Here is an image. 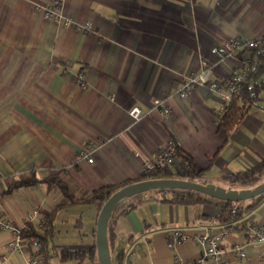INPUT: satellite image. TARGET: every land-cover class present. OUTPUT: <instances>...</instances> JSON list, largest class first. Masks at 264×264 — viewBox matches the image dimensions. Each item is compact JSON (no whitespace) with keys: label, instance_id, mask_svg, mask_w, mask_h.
Returning <instances> with one entry per match:
<instances>
[{"label":"crops","instance_id":"crops-1","mask_svg":"<svg viewBox=\"0 0 264 264\" xmlns=\"http://www.w3.org/2000/svg\"><path fill=\"white\" fill-rule=\"evenodd\" d=\"M52 2L0 0V215L19 223L32 209L59 206L49 264H99L96 208L68 203L57 185L42 180L49 174L59 172L82 198L102 184L140 176L143 164L172 139L195 170L192 178L181 176L187 161L176 154L169 169L177 178L237 189L264 179V170L250 186L226 178L264 161V98L233 128L219 124L221 92L205 84L171 98L165 118L151 106L174 92L184 74L200 70L212 44L264 31V0H60L72 20L68 26L45 16ZM237 64L239 56L222 60L215 78ZM134 106L142 112L137 120L130 114ZM90 141L98 145L91 163L81 157ZM32 177L31 184H16ZM171 196V190L149 189L116 204L107 228L112 264H120V251L121 264H185L201 251L192 236L226 227L213 200L180 203ZM236 219L264 224V196ZM173 228L189 238L169 247ZM11 238L0 228V264H29L35 249L10 247ZM220 243L227 249L223 261L201 264H264V246L247 231L231 228ZM233 246L246 255L238 257ZM61 248L92 253L61 260L53 254Z\"/></svg>","mask_w":264,"mask_h":264},{"label":"built area","instance_id":"built-area-1","mask_svg":"<svg viewBox=\"0 0 264 264\" xmlns=\"http://www.w3.org/2000/svg\"><path fill=\"white\" fill-rule=\"evenodd\" d=\"M45 16L49 19L58 20L68 26L72 23L71 18H65L60 9V0H53L52 4L46 7ZM86 25H89L87 22ZM264 41V31L258 33L251 38H241L232 36L223 41L212 44L207 52V56L201 59V68L198 72H187L181 79L177 89L162 97L155 98L151 102L152 109H156L159 116L165 118L169 115L171 106L169 101L173 97L185 98L188 93L198 84H205L209 88L221 92L222 103L219 106L220 112H225L233 97L237 96L242 88V83L245 80L247 71L250 66L249 51L252 47L258 46ZM239 56V64L229 67L228 73L220 79L215 78V67L227 57ZM84 72L80 71L77 74V81L81 85L84 83ZM130 114L137 120L141 118V109L134 106L130 109ZM89 148H84L81 152V157L87 162H93L94 147L92 141L88 142ZM177 146L172 139H168L164 145L157 150L152 159L143 164V173H155L161 167H170L176 156ZM184 166H187L185 162ZM28 222L32 223L35 231L41 229L44 222V216L38 209L30 210L23 218L22 222H14L7 216L0 215V228L9 229L12 238L8 241L10 247L27 250L28 248L35 249L34 254L29 259V264H39L43 260V255L39 251V242L35 235H23V231L27 228ZM231 228H237L247 231L255 240L262 243L264 246V224L254 222L250 219H236L230 225L223 228L221 231L210 233L208 231L200 233L192 238L201 246L200 254L196 258H191L185 264H201L207 258H213L218 262L223 261L227 249L220 243L221 239L230 231ZM189 236L179 228L171 229L167 234V244L169 247L175 243L188 239ZM137 244L129 250V255L134 253ZM231 252L236 253L238 257L246 255L241 246H233ZM45 264V263H43Z\"/></svg>","mask_w":264,"mask_h":264},{"label":"trees","instance_id":"trees-1","mask_svg":"<svg viewBox=\"0 0 264 264\" xmlns=\"http://www.w3.org/2000/svg\"><path fill=\"white\" fill-rule=\"evenodd\" d=\"M250 66L247 71L244 82L242 83V88L240 93L233 97L230 102L228 109L220 115V125L226 128L235 127L244 117L247 109L253 104L257 103L263 97L264 92V77L262 73L264 71V41H262L258 46L252 47L249 51ZM176 154H178L182 160L188 162L186 169L183 171V175L188 178H192L195 175V170L192 166V162L187 154H183L177 147ZM264 170V161L259 162L253 166H250L244 170H239L228 175L226 178L232 185H242L250 186L257 183L261 172ZM59 172L49 174L42 178L49 185H57L64 195L68 198V203H86L91 204L96 208L98 212L105 200L118 188L124 186L125 184L131 183L133 181L141 180L143 178H153V177H176L175 174L168 167H161L155 173H142L136 178L126 179L122 182L113 184H102L92 191H90L86 196L82 198H77L73 195L70 188L67 186L66 182L58 175ZM198 173V172H196ZM34 177L30 179L20 180L16 184H31L35 182ZM171 190L172 196L170 200L173 202L180 203H196L206 200H213L216 204L220 206V210L216 215L219 222L224 223L228 226L230 222L242 215L243 212L247 211L254 205H256L264 196V192L256 195L254 197L248 198L247 204H242L243 200H227L222 198H217L210 196L208 194L199 192L197 190L186 189V188H162L159 190ZM234 203H240L238 205H233ZM59 206L53 210H39L44 216V222L40 230L35 231V227L32 223L28 222L27 228L22 232L23 235L33 234L36 236L39 242V250L44 254L45 264H49L48 257L50 250H52V235L54 232V219L56 216V210ZM92 250L83 248H61L55 250L53 253L57 255L61 260L77 259L85 257L86 255H91ZM124 257L123 251H120L118 255L119 262L121 264Z\"/></svg>","mask_w":264,"mask_h":264},{"label":"water","instance_id":"water-1","mask_svg":"<svg viewBox=\"0 0 264 264\" xmlns=\"http://www.w3.org/2000/svg\"><path fill=\"white\" fill-rule=\"evenodd\" d=\"M186 188L197 190L213 197L227 200H244L264 192V179L249 188H225L214 183H201L191 179L177 177H151L125 184L114 191L98 211L95 226V246L99 264H112L108 241V221L116 204L137 192L149 189Z\"/></svg>","mask_w":264,"mask_h":264},{"label":"rangeland","instance_id":"rangeland-1","mask_svg":"<svg viewBox=\"0 0 264 264\" xmlns=\"http://www.w3.org/2000/svg\"><path fill=\"white\" fill-rule=\"evenodd\" d=\"M56 264H61V263L59 261H57Z\"/></svg>","mask_w":264,"mask_h":264}]
</instances>
